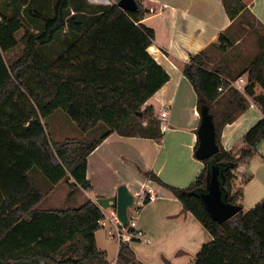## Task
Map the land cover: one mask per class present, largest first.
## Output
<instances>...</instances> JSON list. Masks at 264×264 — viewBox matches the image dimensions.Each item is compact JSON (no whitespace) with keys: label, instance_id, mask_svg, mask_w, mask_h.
Returning <instances> with one entry per match:
<instances>
[{"label":"trees","instance_id":"trees-1","mask_svg":"<svg viewBox=\"0 0 264 264\" xmlns=\"http://www.w3.org/2000/svg\"><path fill=\"white\" fill-rule=\"evenodd\" d=\"M222 1L232 20L246 7L242 0ZM137 3L135 11L110 5L84 27L75 16H68L70 0H56L52 16L31 13L40 30L25 32L23 54L11 66L2 52L18 44L15 34L25 27L20 18L7 17L0 10V264H111L96 242L103 210L92 200L75 208H37L44 193L29 171L38 167L54 184L70 175L74 179L69 183L71 196L75 187L91 188L87 158L111 133L163 137L154 108L145 103L170 76L147 51L155 33L142 22L147 10L141 0ZM66 28L73 39L48 61L39 46L52 43ZM224 39L220 35L222 47L227 46ZM207 63V53L202 51L191 57L183 72L198 92L200 106L209 105L214 114L220 149L203 161V170L185 188L166 185L154 175L151 179L168 187L211 234L195 264H264V198L247 212L220 222L201 197L208 172L218 166L223 198L241 205L244 192L242 187L234 191V171L256 154L264 140V70L256 59L248 71L245 92L254 98L263 118L245 133L246 147L236 156L220 139L224 126L248 108L246 96L231 88L219 71L208 70ZM221 85L225 92L218 91ZM256 85L262 93H255ZM59 108L83 132L99 122L106 123L108 130L95 140L53 141L44 119ZM116 264L144 263L129 243L121 242Z\"/></svg>","mask_w":264,"mask_h":264},{"label":"crops","instance_id":"crops-1","mask_svg":"<svg viewBox=\"0 0 264 264\" xmlns=\"http://www.w3.org/2000/svg\"><path fill=\"white\" fill-rule=\"evenodd\" d=\"M29 1L23 5L27 6ZM242 1L246 5L245 9L232 20L222 0H141L147 10L142 22L155 33L147 51L170 76L145 103V106L154 108L163 137L157 140L141 135L111 133L87 158V178L91 182V188L75 187L71 196L68 192V200L73 201L68 207H40L42 199L37 208H75L88 200L97 204L98 198L115 196L117 188L125 184L140 203L137 227L150 239L149 243L129 242L137 260L144 264H195V256L203 244L212 240V236L193 213L184 208L183 203L172 191L157 180L151 179V175L166 185L185 188L203 170L204 162L195 156L199 144L198 128L201 123L200 96L183 70L193 55L205 51L208 56V70H217L227 79H236L240 76L247 78L248 71L241 73L244 68L236 70L235 66L239 63L246 64L249 59L244 61L239 56L231 55V51L235 48L234 45H238L243 39L237 30L240 28L247 31L250 28L249 22L255 23L264 34V0ZM117 2L118 0H70L69 8L71 16L83 14V5L96 9L94 15H98L104 8ZM37 6L42 7V0ZM243 20L245 22L242 23ZM240 23L241 25L237 27ZM220 35L225 36L223 41L227 46H221ZM245 49L241 47L239 50ZM261 90L263 91V88ZM257 92L259 91L255 88V93ZM246 97L249 98L250 95ZM249 100L251 102L249 107L233 122L227 123L222 130L221 144L228 151L239 153L244 149L245 133L263 118L257 103ZM164 110L167 111V118L162 120L160 113ZM255 119L257 122L254 125L250 124ZM100 125L101 122L96 128ZM107 130L108 127L103 134ZM88 132H82L80 137H86ZM253 157L242 166L246 174ZM238 176L239 179L235 178V185L241 180L242 174ZM255 176L254 173L247 176L243 200L246 198V187L252 184ZM73 181L74 179L68 175L58 183L65 182L70 187L69 183ZM34 183L38 186L36 182ZM147 184L154 188L157 199L143 203L140 193ZM80 194L87 200L77 205L75 199ZM263 198L264 184L255 194L254 202ZM243 200H240L241 205ZM102 210L104 214H110L112 208H109V212L106 209ZM243 211L246 212L244 209ZM96 242L99 249L108 255L109 248H100L97 234ZM119 246L118 242L114 260L108 259L111 264L117 263Z\"/></svg>","mask_w":264,"mask_h":264},{"label":"rangeland","instance_id":"rangeland-1","mask_svg":"<svg viewBox=\"0 0 264 264\" xmlns=\"http://www.w3.org/2000/svg\"><path fill=\"white\" fill-rule=\"evenodd\" d=\"M24 2H28V0L20 1V0H0V10L4 15L7 17H21V20L24 22V27L16 32L15 37L18 40V44L7 50L6 52H2L4 59L6 63L11 66L14 64L23 54L24 51V45L21 41L22 36L25 34L26 31H30L33 33H38L40 30V24L37 22L32 15L29 13L36 12L39 10H42L41 12L45 13L46 15L52 16L54 13V6L56 4V0H42V7H38L37 4L40 2V0H30L29 4L27 6L23 5ZM76 3V2H75ZM84 11L83 14H77L75 17L82 21L84 27L90 26L92 23V20L97 15H94V13L97 12L96 9L91 8L90 6L86 7L83 5ZM67 14L69 17L71 16V10L70 8L67 9ZM245 22V20L242 21V23ZM241 25L237 24V27ZM250 28H248L247 31H242L243 29H238L237 33L242 34L241 42L238 45H234V49L231 51V55L239 56L244 61L245 59H249V62L246 64L239 63L238 66L236 65L235 68L238 70L239 68L243 69L241 71H249L251 64L254 60L260 59L262 68L264 70V34H262V31H260L257 26H255V23L249 22ZM259 30V31H258ZM262 35V37L259 38V36ZM74 34L66 28L64 31L60 32L56 39L44 46H39L40 53L45 56V58L48 61H53L56 59L68 46L70 41L73 39ZM241 47H245L246 49L244 51L239 50ZM223 52V51H222ZM245 52V54L243 53ZM248 77V76H247ZM256 91L258 90L256 94H260L263 91L261 90L262 87L260 85H256ZM245 96L246 92H244ZM253 100L255 102L254 98L250 96L249 98L246 97L247 105L251 104L250 100ZM256 103V102H255ZM240 115V114H239ZM257 122V119L252 121L250 124L253 123V125ZM45 126L48 130L49 136L53 141H63L65 139H88V140H95L103 134V132L108 127L106 123L101 122V125L99 127H95L90 132H88V135L86 137H80L82 134V130L76 125V123L70 118V116L61 108L55 110L51 115H49L47 118L44 119ZM236 156L240 154L235 153ZM264 140L260 141L257 145V154L254 155L252 160L250 161L249 167H248V173L246 174V171L242 166L247 162V159L244 161H241L239 164L238 169L234 171L235 178L239 179L238 174H242L241 180L238 182V184H234V191H236L239 188H243V191L245 189V182L247 180V176L251 173L256 174L254 181L252 184L246 187V198L243 200L242 207L247 212L252 207L255 206L256 203L254 202V197L257 191L260 189V187H263L264 184ZM241 167V168H240ZM241 169V170H240ZM29 177L38 184L39 188L43 191L45 194L43 200L40 202V207H68L71 202V200H68V192L71 191V187L67 186L65 182H61L58 185L52 183L42 172L38 167H33L29 173ZM235 182V180H234ZM81 196V197H80ZM244 196V195H243ZM77 199H75V203L77 205H81L83 202H85L87 199L80 194L79 196H76ZM262 200V199H261ZM74 203V204H75ZM107 212H109V208L106 209ZM97 237L99 241L100 248H109V253L107 255L109 260H114L115 258V251L117 250L118 242L115 239H112L107 234L106 228L100 227L97 232ZM142 242V241H140ZM143 245H145L143 243ZM43 264V263H41ZM44 264H52V263H44Z\"/></svg>","mask_w":264,"mask_h":264},{"label":"water","instance_id":"water-1","mask_svg":"<svg viewBox=\"0 0 264 264\" xmlns=\"http://www.w3.org/2000/svg\"><path fill=\"white\" fill-rule=\"evenodd\" d=\"M117 5L124 11H135L138 9L137 0H118ZM200 113L201 123L198 128L199 144L195 150V156L197 159L205 161L212 158L220 148L217 144L214 114L210 112L209 105H201ZM201 197L213 218L220 222L232 219L243 210L242 205L229 203L223 198L220 169L218 166H213L212 170L208 172L207 188L201 194ZM135 202L136 196L125 184H121L117 188L115 196L97 199V204L102 209H115L118 218L125 226L129 222V208H132Z\"/></svg>","mask_w":264,"mask_h":264},{"label":"built area","instance_id":"built-area-1","mask_svg":"<svg viewBox=\"0 0 264 264\" xmlns=\"http://www.w3.org/2000/svg\"><path fill=\"white\" fill-rule=\"evenodd\" d=\"M2 19L0 18V22ZM228 82L231 88L237 89L242 93L245 92V87L248 84V79L240 76L236 79L223 78ZM219 92H225L226 88L221 85L218 88ZM160 118L165 120L167 118V111H162L160 113ZM140 196L143 197V203L153 202L157 199V194L152 186L149 184L145 185L144 189L141 191ZM140 211V203L136 197L135 205L129 208V222L128 225H124L123 222L118 218L116 210L112 208L110 214H104V216L98 221L99 226L106 228L107 234L110 238L121 242H131V241H143L149 243L150 239L145 236L144 232L140 230L137 226V217Z\"/></svg>","mask_w":264,"mask_h":264}]
</instances>
